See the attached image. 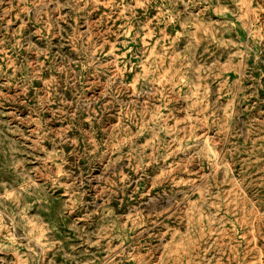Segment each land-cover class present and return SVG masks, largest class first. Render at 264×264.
<instances>
[{
	"label": "rangeland",
	"instance_id": "1",
	"mask_svg": "<svg viewBox=\"0 0 264 264\" xmlns=\"http://www.w3.org/2000/svg\"><path fill=\"white\" fill-rule=\"evenodd\" d=\"M0 264H264V0H0Z\"/></svg>",
	"mask_w": 264,
	"mask_h": 264
}]
</instances>
